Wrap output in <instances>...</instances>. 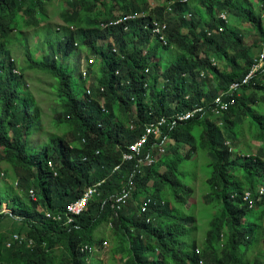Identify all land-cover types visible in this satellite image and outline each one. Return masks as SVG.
<instances>
[{"label":"trees","instance_id":"obj_1","mask_svg":"<svg viewBox=\"0 0 264 264\" xmlns=\"http://www.w3.org/2000/svg\"><path fill=\"white\" fill-rule=\"evenodd\" d=\"M80 1L79 8L68 16L74 25L56 30L57 40L46 42V52L39 48L35 57L26 41L22 43L29 57L25 60L28 69L48 74L58 83L61 111L57 124L69 122L80 130V146L52 138L53 150L46 147L41 153L30 149L28 143L39 121V110L33 96L27 93L25 76L13 56L15 43L21 42L19 35L26 28L39 29L47 20V0H0V166L9 165L4 169L6 181L0 186V224L9 217L15 221L11 234L19 233L34 240L33 246L15 245L7 249L4 242L10 234L0 232V264H56L59 249L63 250L59 264H95L94 258L83 254L81 249L103 243L106 239L97 240L95 233L108 225L114 226L116 241L112 256L120 257L124 264H193L199 258L206 264H264L260 247L264 195L256 201L254 209L243 202L245 191L256 193L258 187H264V155L243 160L225 145L226 138L233 142L241 139L232 122L238 113L251 118L250 127L257 129L258 139L264 140V109L253 108L259 104L254 91L264 93V68L250 84L235 93L234 105L224 115L223 129L199 116L172 131H164V137L169 139L165 153L172 147L188 146L192 151L198 147L209 151L212 157L206 184L209 196L214 197L213 208L217 210L211 220V231L200 247V256L196 255L199 248L196 243L186 240L194 230L187 229L188 224L195 222L194 216L176 210L168 212L165 191L176 198L180 191L192 193L191 187L182 184L178 170L171 169L176 162L172 165L163 157L162 162L170 168L161 175L159 161L151 167H142L137 161H122V151L139 139L144 123L208 105L248 75L254 60L261 55L264 42L262 18L251 2L256 1L264 8V0L176 2L173 17L165 13L170 0H159L160 6L154 11H149L150 0ZM120 10L126 14H149L103 29L101 23L112 19ZM215 11L234 14L256 29L260 42L245 46L247 49L243 47L249 54L247 59L231 54L235 45H245L244 39L219 19ZM84 13L89 18L87 21ZM186 13L198 15L208 30L222 27L223 33L208 36L209 31L204 29L196 32L194 24L188 22L192 20L183 18ZM154 19L167 23L166 45L152 37L148 26ZM110 39L114 40L117 53L108 43ZM100 41L106 42L100 45ZM81 48L97 58L89 70L94 80L98 70L101 74L98 84L95 83L105 89L101 95L106 99V111H102L98 101L85 98L84 93L80 97L73 83L75 72L67 60L79 54ZM172 49L174 59L164 66V55ZM38 51L43 53L41 57ZM212 61L217 62L215 66ZM222 61L225 71L218 66ZM97 65L99 68L95 70ZM158 68L162 70L161 89L157 86ZM80 79L85 82L81 73ZM133 106H136L135 115ZM158 153L154 151L157 157ZM181 158L178 156V160ZM184 158L189 160L190 153ZM50 159L54 169L49 166ZM118 164L120 167L114 170ZM99 181H103L100 195L89 202L82 215L75 217L73 225L65 227L46 218V211H64L85 188ZM152 181L154 185L149 187ZM131 182L133 196L118 209L114 196L128 189ZM30 190H34L36 200L32 199ZM149 199L152 203L148 212L143 213L142 204ZM5 203L11 214L1 213ZM150 217H153L151 223ZM250 253L254 254L252 260Z\"/></svg>","mask_w":264,"mask_h":264},{"label":"rangeland","instance_id":"obj_2","mask_svg":"<svg viewBox=\"0 0 264 264\" xmlns=\"http://www.w3.org/2000/svg\"><path fill=\"white\" fill-rule=\"evenodd\" d=\"M243 1L249 2V0ZM80 2V0H47L45 6L47 20L43 22L39 29L26 28L23 33L19 35L20 37L18 36L21 39V42L15 43L16 48L14 47L13 59L16 61L21 72H23V75L25 76L27 93L33 96L39 110V121L33 128L32 135L28 139V143L30 149L41 153L45 151L46 147L49 150H53V144L50 142L52 138H60L65 143L72 146H80L81 142L78 137V132H80V130L72 126L69 122L61 125L57 124V116L61 111L60 98L57 90L58 83L56 79L52 78L48 74L39 72L37 70L28 69L25 60L28 61L29 57L26 55V52L22 47V43L24 44L26 41L25 45L28 47L29 51L35 55V57L37 56L36 51L39 48H43L44 52H46L48 48L46 42H56L57 40V34L55 32L56 30H62V28H71V26L74 25L72 21H69L68 16L74 9L79 8ZM150 4L159 5L160 2L159 0H150ZM251 6L257 15L262 18L264 26V8L257 4L256 1L251 2ZM188 8L190 9L191 5H189ZM218 12L221 11H215L217 17ZM84 17L85 21L89 19L85 16V13ZM190 20L192 21L188 22H192L194 24L196 32L203 29L206 32L208 31V27L204 25L203 21L200 20L199 16L195 13H192ZM228 21V25L243 37L245 44L244 46L238 44L235 45L233 50H231V54H235L243 59H247L249 54L245 51V49H247L246 47H249L253 44L257 45L260 42L259 34L256 32V29L253 26H251L245 20L237 18L234 14L231 16L228 13ZM13 36H15L14 38L17 39V33H15ZM78 42L79 44H82L81 41ZM100 43L104 42L100 41ZM132 43L135 44V42ZM243 47H245V49ZM81 49V52L79 54H74L70 59L67 60V63L71 65L75 72L73 83L75 87L79 89L80 97H83L82 93L87 83L84 82V84L80 79V68L84 65V61L89 60V58L93 57V55L89 53L86 48ZM37 53L40 57L43 54L41 51H38ZM174 54L175 50L172 49L170 53H166L164 55V60L166 61L164 66H167L173 61ZM213 62L214 61H212V64L215 66L217 62ZM218 66L221 67L222 71L226 70L224 68V61L220 62V64L218 63ZM97 68H99V65L95 66L94 69L98 70ZM161 73L162 70L158 68L157 74H159V80L157 86L159 89L163 87ZM95 75L98 76L95 80L94 76L91 77L92 84H94L95 81L98 84V78L101 76L99 70L95 73ZM254 95L259 99V104L253 108L255 110H258L259 108L264 109V93L260 91H254ZM250 120V117H246L242 113L235 115L232 122L235 124L237 135H239L241 139L240 141L236 140L235 142L228 140V142L231 143L230 147L234 149L237 154L253 153L261 155L262 153L264 155V140L258 139L259 132L256 128L250 127ZM197 149L196 151H192L188 146L169 148L163 156H159L158 169L159 174L164 175L170 168L167 164L162 162L163 157L166 158L172 165H174L176 162L175 166H173L171 169L176 168L178 170L176 173H179L178 177L181 178L182 184L191 187L192 193L190 195L180 191L178 193V198L165 191L166 202L169 203L168 212L176 210L177 213H182L183 215L187 216H194L195 222L187 225V229L194 230L186 240L187 242H195L200 248L204 244L206 236H208V233L211 231V220L214 216V211L217 210V207L213 208L214 197L211 195L209 196V189L206 184L211 172L209 164L212 162V157L209 154V151H203L199 147ZM188 152L191 156L189 160L184 158ZM178 156L182 157V160H178ZM50 161L53 163L51 159ZM8 166L9 165L7 163H3L0 166V186L2 185L3 181H6L4 169ZM236 167H238V165H236ZM153 185L154 181H152L148 186L153 187ZM16 186L18 187L17 183ZM153 223L155 224L156 220H154ZM14 225L15 221L7 217L0 224V232L9 235L11 234V230ZM95 236L97 240L106 239L110 242L109 251L105 255L98 254L94 257L95 264H124L120 257L117 256L113 258L112 256V248L116 242L114 239V226H103L98 231H96ZM62 253V249L57 251L58 260L56 259V264H59V262L62 260ZM253 256L254 254L250 253L251 260L253 259Z\"/></svg>","mask_w":264,"mask_h":264},{"label":"built area","instance_id":"obj_3","mask_svg":"<svg viewBox=\"0 0 264 264\" xmlns=\"http://www.w3.org/2000/svg\"><path fill=\"white\" fill-rule=\"evenodd\" d=\"M185 3L187 0H170L166 3L165 13H168L169 16L173 17V6L175 3ZM159 5H152L150 4L149 11H154L155 8L159 7ZM147 12H140V13H128L126 14L124 11L120 10L115 13V16L108 20L107 22H102L101 27L103 29L108 28H114L119 26L120 24L127 23L129 21L137 20L140 18H144L148 15ZM190 14L187 16H184L183 18L189 19ZM218 18L223 20L226 24L228 21V13L227 12H220L218 14ZM149 30L151 31L152 37L156 39L158 42L162 43L163 45H166L167 43V36H166V30H167V23L165 21H159L157 19H154L150 25L148 26ZM127 29V28H126ZM224 29L221 27L219 29H215L213 31L207 32L208 36L211 34L219 35L222 34ZM106 42V41H105ZM104 42V43H105ZM104 43H100V45H104ZM108 43L112 44L113 46V52L117 53V49L115 47V43L113 39H110ZM262 52L261 55L254 60L253 65L251 66V69L248 73V75L240 82L233 83L228 91L221 92L210 104L205 106H196L192 111H188L186 113H178L174 114L171 117H162L160 119H153L152 121L146 122L143 124V133L139 137L138 140L134 141L133 143L127 144L125 146V150L122 151V161L125 162H139V164L142 165V167H151L155 163L158 162L159 157H157L154 154L155 150H158V156H163L166 151V144L168 143V138L164 137V131L169 130L172 131L176 127L192 121L199 116L203 119H209L211 122L215 124L218 128L223 129L224 127V115L227 114L230 111V108L234 105L233 96L236 92L240 91L244 86H247L251 83V81L257 77V75L262 71L264 68V42L262 43ZM96 57L93 56L89 58V60L84 61V65L80 69L81 77L82 79L87 83L84 88V97L88 98L90 101L96 100L99 102L100 107L102 111H106V99L103 94L105 92V89L103 87H97L96 83L92 84V74L89 70L91 65H94L96 63ZM214 63V62H213ZM214 66V64H213ZM146 73L149 72V69L147 68L145 70ZM116 74H119V72H116ZM147 87V84L145 85ZM99 88V90H96ZM186 99H189V96L186 97ZM133 113L136 114V106H133ZM150 115H152L150 113ZM133 128V126H131ZM229 139H225V145L229 148H231V143L228 142ZM85 141V140H83ZM231 141V140H230ZM234 150L231 148V151ZM235 151V150H234ZM243 160L245 158H248L250 156H255L256 154L250 153V154H238ZM49 166L51 169H54V165L52 162H49ZM120 167V164L116 165L114 170L118 169ZM55 175H57L55 173ZM103 181H99L93 185L88 186L85 188L82 192V194L75 199L74 201L68 203L66 205V209L62 212H51L46 211L45 215L46 218L53 220L57 223H61L65 227H69L74 224L75 217L80 216L83 214V212L86 210L89 202L96 196L100 195L99 186L101 185ZM134 184L133 182L130 183V187L128 189L124 190L123 193L117 194L114 196L115 203L118 207V209H121L124 205L128 203V201L133 196V188ZM30 195L33 200H36V195L34 193V190H30ZM264 195V187H258L256 190V193H253L252 190H247L244 192L243 195V202L245 205H247L250 209H254L256 205V201H260L261 197ZM258 198L256 199V197ZM152 203V200L149 199L142 204V211L143 213H147L150 204ZM1 213L4 214H11V211L8 207V205L5 203L2 206ZM153 220V217H150L148 219V222L151 223ZM112 225V224H111ZM15 245H28L33 246L34 240L28 239L27 237L22 236L19 233H12L9 235V237L6 238L4 242V246L7 249L13 248ZM260 247L262 250V254H264V232L262 235V242L260 243ZM110 248V242L108 240H105L103 243H98L93 246L86 245L82 247L81 252L83 254H89L94 258L98 254L105 255ZM196 255H201L200 248L196 249ZM191 264V263H190ZM193 264H206L205 261L202 258L197 259V261Z\"/></svg>","mask_w":264,"mask_h":264},{"label":"crops","instance_id":"obj_4","mask_svg":"<svg viewBox=\"0 0 264 264\" xmlns=\"http://www.w3.org/2000/svg\"><path fill=\"white\" fill-rule=\"evenodd\" d=\"M188 14H190V13H186L184 16H187ZM190 15H191V14H190ZM184 16H183V17H184ZM191 17H192V15L190 16V18H191ZM190 18H189V19H190ZM185 19H186V18H185ZM228 24H229V23H228ZM208 31H211V30H208ZM237 33H238V32H237Z\"/></svg>","mask_w":264,"mask_h":264}]
</instances>
